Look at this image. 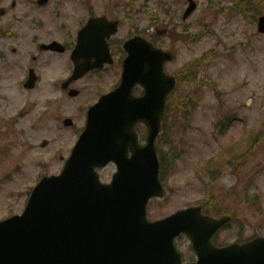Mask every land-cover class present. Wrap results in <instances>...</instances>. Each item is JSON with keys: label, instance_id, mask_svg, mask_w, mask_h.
Segmentation results:
<instances>
[{"label": "rangeland", "instance_id": "rangeland-1", "mask_svg": "<svg viewBox=\"0 0 264 264\" xmlns=\"http://www.w3.org/2000/svg\"><path fill=\"white\" fill-rule=\"evenodd\" d=\"M216 1L197 0V10L186 20L182 16L187 0H67L64 8L52 1L46 25L35 34L39 44L30 50L24 48L18 63L1 71L0 220L22 212L44 171L55 170L59 164L57 160L52 167L54 152H69L76 140L75 129L79 131L84 125L86 107L100 89L109 90L119 80L117 72L99 75V80L80 79L71 86L80 94L72 98L56 86L70 73L67 52L60 55L39 49L42 42L53 39L64 42L68 38L72 43L88 16V7L95 5L96 15L120 19L118 40L144 33L164 49L172 50L176 58L167 63L169 74L196 58L202 61L194 67L196 82L180 84L176 96L182 98L201 89V105L193 112L189 128L181 110L178 113L171 108L157 141L164 162L172 164H166L162 173L165 198L149 203L148 217L156 220L182 208L205 204L233 218L216 235L219 243L264 236V34L259 33L256 22L264 15V0H249L251 9L245 6L236 12L231 0ZM162 28L168 33L159 37L156 32ZM123 40L115 44L120 55ZM32 55L37 56L34 62L30 60ZM26 65L27 69L38 67L43 82L35 93L27 95L20 94L15 83ZM208 79L216 86L202 84ZM179 116L180 122L175 125ZM68 117L73 119L74 129L62 125ZM140 128L143 131V126ZM257 130L261 135L247 155L227 154L228 166L223 164L216 178L205 177L204 173L198 176L196 171L207 159L217 154L220 160L235 141L242 143L236 147L241 153L247 151L244 147L251 146L250 136ZM44 139L50 141L47 148L40 147ZM44 162L49 163L45 166ZM115 170L112 164L104 168L100 172L102 181H111ZM176 245L184 253L185 264L194 261L195 253L186 236L179 237Z\"/></svg>", "mask_w": 264, "mask_h": 264}, {"label": "water", "instance_id": "water-1", "mask_svg": "<svg viewBox=\"0 0 264 264\" xmlns=\"http://www.w3.org/2000/svg\"><path fill=\"white\" fill-rule=\"evenodd\" d=\"M193 10L191 6L186 16ZM98 23L105 24V20L90 21L85 32ZM260 28L264 31V19ZM141 41L145 42L136 38L127 44L126 64L131 66L137 60L138 71L125 72L121 88L105 97V102L90 114L88 135L80 140L76 150L81 148L80 153L67 162L62 175L43 179L30 198L23 218L0 223V264H181L173 238L182 231L190 236L198 252L200 261L196 264H264L262 238L225 249L211 245L210 236L228 222L229 217L213 219L202 216L200 208H192L157 224L144 219L148 198L163 195L154 141L159 133L165 95L172 87L162 74L163 62L160 63L158 51L148 43L146 53L132 47ZM166 57L171 59L170 54ZM75 61L76 68L83 69L82 57ZM149 62L153 68L149 67ZM137 82L148 89L141 99L131 97L132 87ZM123 91L126 97L120 99L118 94ZM116 107L125 111L130 128L141 120L147 122L150 131L149 145L139 149L140 155L133 160L138 163L141 158L142 167L133 171L128 160L111 154L126 168L124 174L132 176L124 188L115 181L111 186H103L98 181L95 168L103 167L109 155L87 153L96 131L103 133L101 126L107 121H100L108 118L106 111ZM68 123L69 120L65 124ZM105 133L107 138L112 136L107 130ZM132 138L134 140L133 135Z\"/></svg>", "mask_w": 264, "mask_h": 264}, {"label": "flooded vegetation", "instance_id": "flooded-vegetation-1", "mask_svg": "<svg viewBox=\"0 0 264 264\" xmlns=\"http://www.w3.org/2000/svg\"><path fill=\"white\" fill-rule=\"evenodd\" d=\"M52 1L60 8L67 5V0L43 4L39 0H0V82L1 71L16 65L24 48L30 50L39 44L35 34L46 25ZM95 10V5L89 6L87 13L93 14Z\"/></svg>", "mask_w": 264, "mask_h": 264}, {"label": "trees", "instance_id": "trees-1", "mask_svg": "<svg viewBox=\"0 0 264 264\" xmlns=\"http://www.w3.org/2000/svg\"><path fill=\"white\" fill-rule=\"evenodd\" d=\"M221 166H222L221 163H215L214 168L208 167L206 169V171L209 174L208 177L215 178L217 175H219L221 173L220 172Z\"/></svg>", "mask_w": 264, "mask_h": 264}]
</instances>
